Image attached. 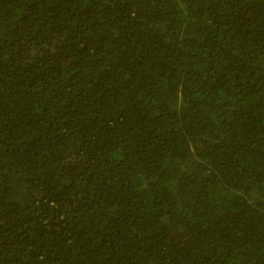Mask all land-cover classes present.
Wrapping results in <instances>:
<instances>
[{"label": "trees", "instance_id": "obj_1", "mask_svg": "<svg viewBox=\"0 0 264 264\" xmlns=\"http://www.w3.org/2000/svg\"><path fill=\"white\" fill-rule=\"evenodd\" d=\"M0 264H264V0H0Z\"/></svg>", "mask_w": 264, "mask_h": 264}]
</instances>
